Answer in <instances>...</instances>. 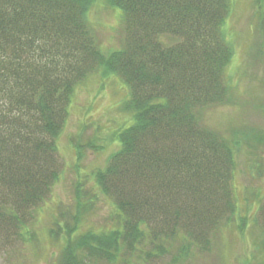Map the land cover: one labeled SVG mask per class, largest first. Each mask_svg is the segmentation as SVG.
<instances>
[{
  "label": "trees",
  "instance_id": "16d2710c",
  "mask_svg": "<svg viewBox=\"0 0 264 264\" xmlns=\"http://www.w3.org/2000/svg\"><path fill=\"white\" fill-rule=\"evenodd\" d=\"M91 1L0 0V232L17 231L23 245L34 239L24 222L35 219L60 177L58 138L77 86L96 70L121 79L129 91L122 107L133 124L96 176L125 216V236L112 246L99 234L78 235L67 247L69 258L75 263L81 253L84 264H98L97 256L108 255L114 262L125 250L142 258L148 226L181 218L171 235L162 228L158 251L171 253L176 244L173 263L192 259L201 243L209 244L210 232L221 231L208 215L231 209L234 153L241 144L237 133L228 142L210 127L203 109L230 88L225 75L233 52L222 26L231 2L106 0L125 36L121 47L105 51L88 18ZM258 214L264 229V199Z\"/></svg>",
  "mask_w": 264,
  "mask_h": 264
},
{
  "label": "rangeland",
  "instance_id": "374dc122",
  "mask_svg": "<svg viewBox=\"0 0 264 264\" xmlns=\"http://www.w3.org/2000/svg\"><path fill=\"white\" fill-rule=\"evenodd\" d=\"M230 2L229 15L222 26L233 52L225 75L230 88L221 102L203 109L210 127L223 131L228 142L234 140L236 133L240 138L241 144L234 153L233 194H228L229 207L235 205V213L229 208H216L208 215L215 225H222L221 231L214 235L210 232L209 244L201 243L203 250L196 248L192 259L182 257L179 263H173L178 256L176 244L172 245L171 253L158 251L162 242L159 235L164 230L170 235L172 230L176 231L172 227L182 221L180 218L148 226L147 238L140 246L144 249L142 258L125 250L127 256L113 257L114 262H108V255L97 256L98 264H259L264 261L261 245L264 229L258 214L264 199V0ZM88 18L103 50L121 47L124 29L118 21V11L106 0L91 1ZM128 92L121 79L114 75L102 77L96 70L77 86L66 125L57 141L63 163L60 177L34 213L35 219L24 222L35 237L23 245L17 231L0 232V264H84L81 253L75 263L74 258H69L67 247L78 235L99 234L112 246L114 239L125 236V216L115 199L105 195L96 176L105 172L111 157L119 151L120 133L133 124L132 113L122 107ZM191 222H195L193 218ZM225 222L230 223L224 225ZM177 228L179 235L185 237L187 230L182 225ZM3 234L7 235L3 237ZM156 235L153 244L151 240ZM168 239L172 242L171 236ZM83 252L93 254L87 248ZM112 255L116 254L112 252Z\"/></svg>",
  "mask_w": 264,
  "mask_h": 264
}]
</instances>
